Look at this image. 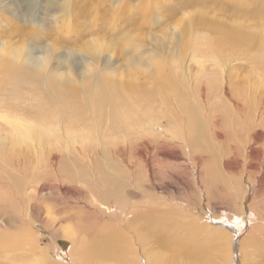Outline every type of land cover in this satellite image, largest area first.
<instances>
[{
	"label": "bare ground",
	"instance_id": "1",
	"mask_svg": "<svg viewBox=\"0 0 264 264\" xmlns=\"http://www.w3.org/2000/svg\"><path fill=\"white\" fill-rule=\"evenodd\" d=\"M72 2L73 0H65L61 6L62 9H70ZM226 3L229 5L231 3L234 5L243 4V0H225L224 4ZM37 4V0H30V7L32 9L35 8ZM190 16V14L186 16L187 18L189 17L185 20L188 23L191 21ZM32 19H34V16H32ZM195 20L197 30L195 31V29L193 30L191 27L192 29L189 31V36L191 38H189V36L184 38L183 34H181L187 27L190 26L187 24L179 34L177 33L178 39H176V41H174L173 38L168 41L169 44L167 43L168 46L166 49L168 48L171 51L172 48L177 46V49L180 50V59L183 60V65L181 63L180 65L176 64V58L174 59L175 53H172L171 55H167L168 53L166 54L167 60L165 67L159 66L158 61L152 60L151 58L139 59L131 56L127 58V67L125 71L120 72L118 70L119 72H117L112 69L107 62L103 61L101 46L98 41H95V39L87 40L84 46L80 49V54L82 55V66H78L75 61L76 57L72 54H68L65 57V62L63 61V63L59 64L57 63V60V65L53 66L50 62L52 59V50L48 46L44 47L41 53H39L41 55L38 56L33 53V49L27 46L20 51L18 49L9 50L5 47V45H0V87L3 91H8L11 96L15 98L14 100L17 101H21L20 96H22L24 91L27 92V95L32 94L34 91L38 94L39 99L36 100L40 103V105H47L54 108L56 109L55 112L57 110L62 112V109L67 107L69 110L68 115L70 121L80 123V121L86 120V122L90 121L93 126V134H91L92 137H87L88 139H85L84 135L86 136V132H78L62 124L56 123L53 125H47L38 123L36 120L28 121L24 118L11 116L4 118V121L10 129L9 136L11 137V142H14L15 140L20 143L23 142L24 145H31V147L37 151L47 147L50 143H58V141L63 140L64 147L68 148V151L75 148V152L83 156L86 162H90V165L93 163V155H90L92 152L95 154L100 153L105 161V157L108 158L107 156L111 152L112 155L114 154L120 157L122 159V163H126V154L130 153V156L140 159V161L144 162V166H147L150 164L151 159L144 156V152L141 151H143L142 149H147L146 146H148L155 154L163 153L164 156L167 154L169 158H175L177 160L180 156L179 154H181L185 157L184 160L188 162L189 166H203L205 167L204 169H206L209 166H205V162L209 160V157H212L210 154H206L209 153V145L207 146L206 143L208 140L210 141V139H213L215 146L218 148L220 155L223 158L221 163H223L224 167L229 168L232 164H235L237 166H241V169L247 168L242 172H260L261 174V171L264 172V22L258 20L256 22L246 24L233 19V22L228 23H222L220 21L217 23H208V21H203L204 19L201 14L195 17ZM175 31L176 27H174L172 31V37L175 35ZM128 35L129 34H127V36ZM182 38H184V40L181 42ZM129 40H132V38L130 37ZM51 47L53 48V46ZM164 50L165 49H163V51ZM172 50L175 51V48ZM237 70H246V72H248L246 79L241 80L240 78L234 76ZM210 101H213V103H210ZM151 107L154 108V110L151 109ZM139 108H144L145 110L143 109L142 111V109ZM138 112H143L142 116L144 117V120L142 117L139 120ZM116 119L118 120L116 124L124 122V125L129 127V129H131L133 134L136 136H134L130 142L128 140L130 135L125 132V134H121V138L118 137V139L120 138L124 141L123 146H115L114 144L110 147L107 146V144L111 141V134L107 132L111 127H115L113 122ZM210 127L213 129L211 132H207ZM142 130H144L143 134L141 132ZM87 133L90 134V132ZM226 137L229 138L230 142L228 143L227 149L224 150V144L222 145L221 141ZM115 140H117V137L113 141ZM1 142L3 143V141ZM119 142L116 144H119ZM13 144L15 146V143ZM214 144H212V146ZM174 151H177L176 155ZM172 152L174 155L170 154ZM107 162H105V165L110 164H107ZM187 162L186 165L188 166ZM81 167H83V165ZM3 168L6 170V166H3ZM131 168H133V171L135 170L134 167ZM208 169L209 168H207L206 171H211ZM128 171L132 173V170L130 171L128 169ZM114 172L117 173L116 171ZM198 173L196 174V180L191 176L197 187L199 183H201L202 178H200ZM137 174H135L136 177L139 176ZM202 175H204V173H202ZM97 176L95 178H97ZM100 177L103 182L107 184L112 183L110 178L103 176V174ZM121 177L122 176L120 175L119 178ZM96 180L97 179L94 181ZM20 181L23 182L22 180ZM134 181L137 182L138 178L137 181L135 179ZM26 182L29 183V180L27 179ZM260 182H263L262 184H264V175H260ZM88 183L89 182L87 181L85 184L87 185ZM118 185L121 190L117 193H115L117 190H110L111 186L108 188L106 186L101 188L96 187L97 190L93 191V194H95L93 196L96 200H98V202L99 198L101 199V202H104L106 199L119 202L120 208L124 211L120 213L121 216H112V214L111 216L114 218L112 220L115 222V225L119 226L120 229L117 230L115 225L114 227L110 226L106 228V230H102V232L95 233L88 241H84L83 238H79L78 241H76L72 233V229H64V231H62L64 237L75 243L74 249H72V256L70 257L68 254L73 261L70 259L71 262H68L67 264H72L73 262L74 264H105V260L114 261L116 264H151L152 262L157 264L158 261L161 260L162 255H165L172 249L163 248L158 251L147 250L148 248H146V246L148 244H152L153 246L156 242L158 246L166 245L174 247L173 264H218L215 261V258L208 257L202 253V244L200 245L199 239H190L187 236V233L182 230V227L176 228L177 231L174 229L173 215L167 216L161 212H158L157 215H152L149 213L150 211L147 213L144 211L141 212L140 210L135 209L134 206H131V208H128L129 210L125 212L126 203L124 205L122 204L127 197L128 191H124V183H119ZM223 185L225 184L223 183ZM112 186L115 187V184ZM114 187L113 189H115ZM88 188L89 187H87V189ZM135 188L137 187H134V191ZM72 189H74V187H72ZM127 190H129V188ZM74 191L72 194H74ZM78 192L79 191H77L76 194ZM76 194L74 195L76 196ZM83 194H85V192H83ZM83 194L81 195L82 197ZM237 195L240 199L242 193L241 195L240 193H237ZM77 196L79 197V195ZM7 199H10V197ZM86 199L88 200V198ZM88 201L91 202L90 200ZM89 202H87V204ZM198 202H200V200ZM71 205L72 204H70V206ZM242 206V203H240L238 207L241 209ZM92 208L93 207H91V209ZM261 208L262 207L260 206V209ZM207 209L212 215L211 219L206 218L208 220V222L206 221L208 224L212 225L213 223H218V225L220 224L226 227L227 230L231 232V237L232 234L233 237L237 236V232H239L242 227V220L239 217V214H232V217H227L225 214L215 215L209 205L207 206ZM107 211H109L108 208ZM239 211L241 212V210ZM128 213L130 216H127ZM58 214L60 215L61 213H57V215ZM250 216L253 217V214H250ZM2 217L3 216L0 215L1 230L2 227L6 228V226H3L2 220L8 218L10 221L18 223L19 228H21L24 221L25 224L28 225L27 227L34 229V224L30 221V219H22V216L18 217L13 216L12 214L4 216L3 218ZM118 217L120 218L118 219ZM261 221L258 223L261 224ZM195 224H197L195 225L196 230L203 234L202 242L205 239V241L212 243L216 251H221V247L224 244L227 246L225 248L227 254L220 257L221 264H224V260L225 264H236L237 255H235V253L232 254V249L236 246V243L232 242L233 237L231 238L228 236L227 232L222 229L217 230V227L216 229H212V226L211 229H208L200 226L198 223ZM260 226H263L264 228V225ZM53 229H55V227ZM122 230L125 232H121ZM259 230L261 231V229ZM128 232L131 233L129 238L131 239V237H133L132 240L128 239V237L126 238L128 235H125V233L127 234ZM2 235H0V252L6 250V247L2 244L4 237V235L3 237ZM257 239L259 240V238ZM120 242H122L125 246L121 247ZM189 242H191L190 248ZM132 243L139 245H137L133 250L131 247ZM243 246L242 248L244 249ZM238 248L240 249L241 247ZM253 248L258 255L257 257H261V260L258 258L260 260V264H264V240L256 243V246ZM138 249L143 256V262H141L140 255H138ZM69 253H71V251ZM246 254L248 255V253ZM252 255L254 257L253 253ZM250 257L253 259L251 255ZM168 258L169 256L167 255L163 257L162 260L167 263ZM51 259H47V264H65L63 261L60 263L52 261ZM254 259L256 258L254 257ZM254 261L257 262L256 260Z\"/></svg>",
	"mask_w": 264,
	"mask_h": 264
},
{
	"label": "rangeland",
	"instance_id": "2",
	"mask_svg": "<svg viewBox=\"0 0 264 264\" xmlns=\"http://www.w3.org/2000/svg\"><path fill=\"white\" fill-rule=\"evenodd\" d=\"M64 1L65 0H37V6L32 9L30 7V0H0V45H5V47L9 50L18 49L20 51L27 46L33 49V53L38 56L41 55L39 53H41L42 49L48 46L52 50V59L50 62L53 66L57 65V63L60 64L63 63V61L65 62V57L68 54L75 55L76 63L78 66H82V55L80 54V49L84 46L87 40L95 39V41H98L101 46L103 61L107 62L108 65L115 71L124 72L127 67V58L131 56L139 59L151 58L152 60H157L159 66L165 67L167 60L166 56L175 53L174 59L176 58V64L180 65L181 63L183 65V60L180 59V50L177 49V46L174 47L175 51L172 50L174 48H172L171 51L168 48L166 49L168 46L167 43L173 38L174 41H176V39H178V34L187 24L190 26L181 33L184 38L189 36V31L192 28L196 31L197 27L195 26V17L200 14L204 19L203 21H208V23H217L218 21L228 23L233 22V19L246 24L253 23L258 20L264 22V0H243V4L237 5H234L233 3L230 5L227 3L224 4L225 0H73L71 8L67 10H65V8L62 9L61 7ZM188 14L191 15L190 23L185 21L189 18L186 17ZM32 16H34V19H32ZM174 27H176V33L172 37L171 34ZM127 34L129 35L127 36ZM130 37L132 40H129ZM184 38L181 39V42ZM189 38L191 37L189 36ZM51 46H53V48ZM163 49L165 50L163 51ZM235 74L234 76L242 80L246 79L248 72H246V70H237ZM26 93L27 92L24 91L22 96H20L21 101H17L14 100L15 98L11 96L8 91H3L0 87V140L3 141V143L0 141V148L2 147L0 149V215L4 217L12 214L13 216H22V219H30V221L34 224V229L27 227L28 225H26L24 221L23 223L20 222L23 225L19 228V224L14 221H10L9 218L2 220L3 226H6V228L2 227V230L0 228V235H4V237L2 235V244L6 247V250L0 252V264H47V259L51 258V260L55 262L61 263V261H63L65 264L68 262L70 263L72 260L70 257L72 256V249H74L75 243L64 237L62 231L67 228L69 230L72 229V233L76 241H78L79 238H83L84 241H88L95 233L102 232V230H106V228L110 226L114 227L115 222L112 220L114 219L112 216H121L120 213L124 210L120 208L119 202L115 200L106 199L104 202H101V199L99 198L98 202V200H96L93 196L95 195L93 194V191L97 190L96 187L101 188L106 186L108 188L111 186L110 190H117L115 191V193H117L121 190L118 185L119 183H124L123 189L125 192L128 191L127 197L122 204L124 205L126 203L125 212H127L131 206H134L135 209L140 210L141 212L144 211L147 213L150 211L149 213L152 215H157L158 212L166 214L167 216L173 215L174 229L177 231L176 228L182 227V230L187 233V236L190 239H199L200 245L202 244V253L208 257L215 258V261L218 264H221L220 257L227 254L225 251L227 246L224 244L221 247V251H216L212 243L205 241V239L202 242L203 234L196 230L195 225L197 224L195 223H198L200 226L208 229H211L212 226V229H216L217 227V230L222 229L227 232L228 236L231 237V232H229L226 227L220 224L218 225V223H213L214 225L207 223V219L212 218L207 206L209 205L215 215L225 214L227 217H232V214H239V217L242 220L241 230L237 232V236L233 237L232 234L233 238L231 237L232 242L236 243V246L232 249V254L235 253V255H237L236 258L238 261L235 259L236 264H260L261 257H257L258 255L253 247L256 246V243L264 240V228L263 226H260L264 225V184H262L263 182H260V175H264V172L261 171V174L260 172H242L247 168L241 169V166H237L235 164H232V166L229 167L230 169L224 167L223 163H221L223 158L220 155L218 148L215 146L214 140H211L210 138V141L213 142L208 140L206 143L207 146L209 145V153L206 154H210L212 157H209V160L205 162V166L208 165V170H211L209 172L206 171L207 168L204 169L205 167L203 166H189L188 162L184 160L185 157L181 154H179L180 156L177 160L175 158H169L167 154V157L164 156L163 153L155 154L148 146H146L147 149H142L143 151L140 149L141 152L146 153H143L144 156L151 159L150 164L147 166H144V162L140 161V159L130 156V153H127L128 155L126 154V163H122V159L114 154L112 155L111 152L108 154V158L105 157L106 161L100 153L95 154L92 152L90 155H93V163L90 165V162H86L83 156L75 152V148L68 151V148L64 147L63 140L58 141V143H50L47 147L35 151L31 145H24L23 142L20 143L16 140L11 142V137L9 136L10 129L4 121V118L15 116L24 118L28 121L36 120L38 123L47 125H53L56 123L62 124L78 132H86V136L84 135L85 139L92 137L91 134H93V126L90 121H87V123L86 120L80 121L81 124L79 122L70 121L68 115L69 110L67 107L62 109V112L59 110L55 112L56 109L47 105H40V103L37 102L36 99H39V97L36 92L33 91L30 95H27ZM210 103H213V101H210ZM139 109H142L143 111L144 108ZM151 109L154 110L152 107ZM138 113L140 116H138L139 120L141 117L144 120V117L142 116L143 112ZM117 122L118 120L116 119L113 122L115 127H111L107 132L111 134V141H109L107 146L111 147L114 144L115 146H123L124 141L120 138L121 134H125V132L130 135L128 138L130 142L133 137L136 136L133 134V131L129 129V127L124 125V122L116 124ZM212 129L210 127L207 132H211ZM87 132H90V134ZM141 132L143 134L144 130ZM116 137L118 141H113ZM118 137L120 138L118 139ZM118 142L119 144H116ZM229 142L230 140L227 137L222 139L221 143L222 145L224 144V150L227 149ZM13 143H15V146ZM211 143L214 144V147ZM24 149L28 151L26 152ZM174 152L176 155L177 151ZM170 154L174 155L173 152ZM105 162L110 164L105 165ZM186 162L188 166L186 165ZM82 165L83 167H81ZM3 166H6V170ZM131 167H134L135 170L133 171V168ZM128 169L130 171L132 170V173H130ZM77 172L84 173L81 174ZM134 173H138L137 175L140 177H136ZM197 173L200 178H203H201V183H199L198 187L192 179V177H194V179L197 177ZM202 173H204V175H202ZM102 174L103 176L110 178L112 183L107 184L103 182L100 177ZM117 175H121L122 177L119 178ZM96 176L97 178H95ZM27 179L29 180V183L26 182ZM95 179L97 180L94 181ZM134 179L137 182H135ZM87 181L89 183L86 185L85 183H87ZM223 183L225 185H223ZM114 184L115 187L112 186ZM85 185L89 188L87 189ZM72 187H74V189H72ZM113 187L115 189H113ZM134 187H137L135 188V191ZM77 188L80 189L78 190ZM128 188L129 190H127ZM74 190L79 192L76 194L77 191ZM73 191L76 196L72 194ZM83 192H85V194H83ZM237 193H240V195L242 193V199L237 197ZM82 194L83 197L81 196ZM77 195H79V197ZM9 197L10 199H7ZM197 197L200 202H198L199 200ZM86 198H88L91 202H89ZM87 202L90 204H87ZM240 203H242L243 209L242 207L241 209L238 207ZM70 204L72 205L70 206ZM88 205L93 207V210ZM260 206L262 207L261 209ZM107 208L109 211H107ZM253 209L255 213L253 212ZM239 210H241V212ZM57 213H61L63 215H57ZM250 214H253V217L250 216ZM127 216H130L129 213ZM119 218L120 217H118V219ZM260 221L261 224H259ZM115 226L117 230L120 229L119 226ZM54 227L55 229H53ZM43 229L46 230L44 231ZM259 229H261V231ZM123 231L124 230L121 232ZM125 235H128L126 238L128 237V239H130V232L127 234L125 233ZM257 238H259V240ZM132 239L133 237H131L130 240ZM137 245L139 244L132 243V249L134 250ZM190 245L191 242H189V248ZM120 246L124 247L125 245L120 242ZM237 246L241 247V251ZM146 248L150 251L171 248L172 250L170 252L162 255L161 260H159L157 264H173L174 247L166 245L158 246L156 242L153 246L152 244H148ZM70 251L71 253H69ZM246 253H248V255ZM252 253L256 259H254ZM138 255H140L141 262H143V256L141 255L139 249ZM167 255L169 258L166 263L162 259ZM250 255L253 259H251ZM258 258H260V260ZM104 263L116 264L114 261L108 260H105ZM72 264H74V262ZM151 264L156 263L152 262Z\"/></svg>",
	"mask_w": 264,
	"mask_h": 264
}]
</instances>
